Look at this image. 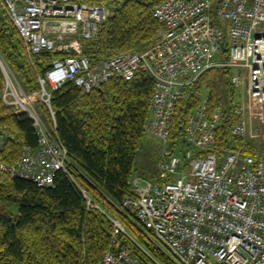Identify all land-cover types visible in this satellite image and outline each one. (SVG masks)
Segmentation results:
<instances>
[{
  "label": "built area",
  "instance_id": "1",
  "mask_svg": "<svg viewBox=\"0 0 264 264\" xmlns=\"http://www.w3.org/2000/svg\"><path fill=\"white\" fill-rule=\"evenodd\" d=\"M114 1L0 0L31 64L34 54H53L46 71L38 74L39 89L32 92L22 88L0 57L2 102L26 113L39 134L37 146L25 148L16 166L0 161V169L39 187L52 185L58 170L69 175V154L55 132L53 91L72 81L89 92L109 79L130 80L145 72L155 87L144 129L158 140L159 151L152 176L135 177L119 208L174 264H264V0H163L153 9L160 29L151 43L93 64L85 44L97 39L99 28L113 16ZM215 66L232 68V84L246 86L231 133L250 142L255 155L234 143L217 146L223 110L209 114L206 98L186 120L182 150L170 146L184 88ZM39 102L49 108L50 129ZM3 142L0 136V150ZM84 196L88 208H99ZM111 221L110 243L98 264H145L120 238L122 233L134 240L122 223Z\"/></svg>",
  "mask_w": 264,
  "mask_h": 264
},
{
  "label": "trees",
  "instance_id": "2",
  "mask_svg": "<svg viewBox=\"0 0 264 264\" xmlns=\"http://www.w3.org/2000/svg\"><path fill=\"white\" fill-rule=\"evenodd\" d=\"M161 1L115 0L113 16L99 28L97 39L85 44L84 52L91 62L140 50L151 43L160 29L153 9ZM220 55L226 56L225 48ZM52 56L50 51L34 54L32 65L17 30L0 10V57L13 69L25 91L39 89L38 74L46 71ZM233 73L230 67L215 66L184 88L171 125L172 148L182 150L186 120L206 98L209 114L223 110L216 130L217 146L234 143L243 152L256 154L250 142L234 139L231 133L239 103L238 88L231 82ZM3 83L0 68V94ZM154 87L153 78L138 71L130 80L115 77L89 92L72 81L53 91L50 104L55 110V132L69 154V175L58 170L52 186L39 187L32 180L10 176L0 169V264H98L110 243L111 218L119 220L161 264H174L119 208L132 188V180L152 176L155 171V142H143ZM38 107L45 125L52 128L49 108L44 102ZM0 136L4 139L0 161L13 167L25 148L37 146L39 134L26 113L15 112L0 98ZM84 194L99 208H88ZM120 238L142 262L156 264L134 240L122 233Z\"/></svg>",
  "mask_w": 264,
  "mask_h": 264
},
{
  "label": "rangeland",
  "instance_id": "3",
  "mask_svg": "<svg viewBox=\"0 0 264 264\" xmlns=\"http://www.w3.org/2000/svg\"><path fill=\"white\" fill-rule=\"evenodd\" d=\"M228 42H229V38L227 37L226 38V43H228ZM245 87H246L245 84L243 86L238 87L239 102H242V100H243L242 95H243V90H244ZM146 141H151V143L155 142L154 143V153L157 154L158 151H159V149H158V144H159L158 140L156 138H154L153 136H151L150 134L145 133V135L143 137V142H146ZM145 146H146V143H145ZM145 146L142 147L144 151L147 150V148H145ZM147 167H150V165H148ZM140 183L143 184V180H140Z\"/></svg>",
  "mask_w": 264,
  "mask_h": 264
},
{
  "label": "bare ground",
  "instance_id": "4",
  "mask_svg": "<svg viewBox=\"0 0 264 264\" xmlns=\"http://www.w3.org/2000/svg\"><path fill=\"white\" fill-rule=\"evenodd\" d=\"M112 4H113V6H114V3H112ZM123 54H125V53H123ZM120 55H122V54H120ZM103 84H104V83H102L101 85H103ZM75 85H76V84H75ZM101 85H100V86H101ZM76 86H77V85H76ZM100 86H99V87H100ZM77 87H78V86H77ZM78 88H79V87H78ZM91 90H92V89H91ZM52 185H53V184H52ZM52 185H50V186H52Z\"/></svg>",
  "mask_w": 264,
  "mask_h": 264
},
{
  "label": "water",
  "instance_id": "5",
  "mask_svg": "<svg viewBox=\"0 0 264 264\" xmlns=\"http://www.w3.org/2000/svg\"><path fill=\"white\" fill-rule=\"evenodd\" d=\"M223 44H221V46H222Z\"/></svg>",
  "mask_w": 264,
  "mask_h": 264
}]
</instances>
